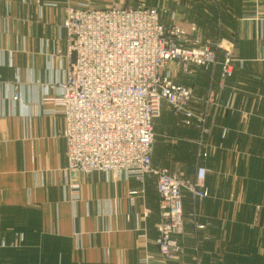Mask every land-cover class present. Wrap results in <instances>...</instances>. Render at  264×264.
I'll use <instances>...</instances> for the list:
<instances>
[{"label":"crops","instance_id":"obj_1","mask_svg":"<svg viewBox=\"0 0 264 264\" xmlns=\"http://www.w3.org/2000/svg\"><path fill=\"white\" fill-rule=\"evenodd\" d=\"M78 2L0 0V264H140L157 252L154 174L79 175L76 202L63 184V118L49 99L68 68L65 7ZM153 7L163 23L173 15L186 30L194 25L202 42L222 41L235 60L222 87L219 63L189 74L169 67L175 84L193 89L189 107L204 116L206 132L183 125L164 103L151 162L190 179L203 166L208 195L197 200L183 190L184 253L168 264H264V0Z\"/></svg>","mask_w":264,"mask_h":264},{"label":"built area","instance_id":"obj_2","mask_svg":"<svg viewBox=\"0 0 264 264\" xmlns=\"http://www.w3.org/2000/svg\"><path fill=\"white\" fill-rule=\"evenodd\" d=\"M94 1L98 0H79L77 5L65 7L62 27L68 68L49 99L63 118V184L68 187V199L76 202L80 198L79 175L97 171L142 181L154 174L159 206L154 240L157 252L146 254L140 264H168L184 253L178 240L184 229L183 190L197 200L208 195L203 166L197 167L190 179L182 172L156 168L151 162L153 124L164 103L181 115L183 125L193 124L206 132L204 116L189 107L193 89L175 84L169 67L175 65L189 74L191 66L208 70L219 63L222 87L233 73L235 60L222 41L202 42L194 25L186 30L173 15L171 22L163 24L156 7H121L112 2L94 7ZM220 50L223 57L218 61ZM1 246H5L3 241Z\"/></svg>","mask_w":264,"mask_h":264},{"label":"rangeland","instance_id":"obj_3","mask_svg":"<svg viewBox=\"0 0 264 264\" xmlns=\"http://www.w3.org/2000/svg\"><path fill=\"white\" fill-rule=\"evenodd\" d=\"M131 1L132 3L134 2L135 4H132V3H130V4H132V5H129L128 3ZM154 1H156V4H154V5H152V2H154ZM110 2H112V3H114V4H116L117 6H121V7H130V6H138V5H140V4H144V5H146V6H150V7H153V6H155V5H157L159 2L161 3V4H167L168 3V0H98V2H96L98 5V7L100 6V7H104V6H106V5H108V3H110ZM160 19H161V17H160ZM162 22V21H161ZM163 23V22H162ZM163 24H166V23H163ZM168 24V23H167ZM166 24V25H167ZM219 52V51H218ZM217 60H218V53H217ZM194 92V91H193ZM195 95H194V99L193 100H195ZM192 100V101H193ZM54 106V105H53ZM168 106V105H167ZM55 107V106H54ZM169 107V106H168ZM57 108V107H56ZM170 108V110L172 111V109H171V107H169ZM173 112V111H172ZM160 116V115H159ZM158 116V117H159ZM156 119V118H155ZM200 130V129H199ZM201 131V130H200ZM199 148H201V147H199ZM202 156H205V152L204 151H202L201 149L200 150H198V152H197V157L198 158H200V157H202ZM199 167V166H198ZM79 192H80V187H79ZM190 218H191V220L194 222V219H195V213L193 212V213H191V216H190ZM194 264H199L198 262H196V263H194Z\"/></svg>","mask_w":264,"mask_h":264}]
</instances>
